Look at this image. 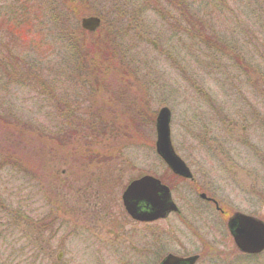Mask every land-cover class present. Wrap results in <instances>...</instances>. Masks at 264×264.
Instances as JSON below:
<instances>
[{
	"label": "rangeland",
	"instance_id": "1",
	"mask_svg": "<svg viewBox=\"0 0 264 264\" xmlns=\"http://www.w3.org/2000/svg\"><path fill=\"white\" fill-rule=\"evenodd\" d=\"M183 2L216 29L217 50L176 28L172 0H0V21L13 18L19 29L0 28V44L15 51L14 63L0 45V152L19 158L0 192L34 216H56L40 242L52 261L158 264L171 253L198 255L195 264H264V255H242L226 226L234 212L264 221V0H227L216 11L203 0ZM89 16L101 18L94 33L108 45L99 68L79 55L82 38L95 35L80 27ZM235 53L256 73L235 66ZM65 103L87 114L69 128L57 115ZM161 107L193 183L172 178L155 153ZM139 174L169 182L179 213L133 221L121 194ZM197 186L230 214L199 199ZM3 258H11L7 250Z\"/></svg>",
	"mask_w": 264,
	"mask_h": 264
},
{
	"label": "trees",
	"instance_id": "2",
	"mask_svg": "<svg viewBox=\"0 0 264 264\" xmlns=\"http://www.w3.org/2000/svg\"><path fill=\"white\" fill-rule=\"evenodd\" d=\"M203 1L205 2V5L210 6L213 11H216V9L218 10L219 8L225 9L228 7L227 0H203ZM172 2L176 9L175 17L178 16L177 20L180 19L179 21H177L176 28H178V30L181 32L183 31V33L192 32V35L189 36L191 39H197L198 38L197 35H198L199 36L198 40L201 41L203 45L205 44L209 46L211 50L213 49L217 50L216 48H219V47L216 42V39H217L216 31H215L216 29L214 30V29H211L212 28L211 26H206L208 22L207 17L199 16V12L196 10H193V12H190V10H192L193 4H188V6H185L183 0H172ZM196 9H199V6H197ZM9 11H10L9 13H11V16L13 17L15 14V11H13L12 6ZM28 11H29L28 8H26L25 13ZM166 17L170 21L169 18H173V14L171 13L169 16H166ZM7 22L9 23L8 25L5 24L1 20L0 28L4 27V24H5L4 30L8 31V28L10 25L9 30H11L12 34L19 32L18 23H16L13 18L8 20V17H7ZM22 24L24 25V29H26L27 27H30L31 22L29 19H27V17H25V19L22 21ZM260 27H262L264 30V25L260 24ZM92 34L93 35L95 34V35L91 36L92 38H90L88 41L82 38V43L78 44L80 46V50H81L80 52H82L79 55L85 67H87L88 64L91 63V58H92V60L94 61V64L97 66V68H99L103 65V62H104L100 60L104 56V51L106 52V54H108L107 52L108 45L105 42L106 40H102L101 33L97 34L99 35L101 39H99V37L96 36V33H92ZM251 40L253 39L251 38ZM0 45L2 47V52L4 49H6V51L10 54V60L15 63V59H14L15 51L12 52L10 49L6 48L2 44ZM234 50H236V48H234ZM235 54L238 60L235 66H237L238 68L244 67L247 74L256 73L253 70L251 71L252 67L250 66L251 65L250 62L244 65L241 61V57L238 56L237 53ZM235 54H233V56ZM83 59H85L86 61H83ZM1 64L7 66L8 62L6 63L3 61L1 62ZM89 70H91V68ZM29 77L30 76L28 75V78ZM260 77L264 79L263 76H260ZM30 79H33V75L31 78L28 79V81ZM34 79L35 81L37 80V83L42 82L39 76L37 75L36 71H35ZM42 87L43 85H40L39 89L41 88L42 90ZM74 105L75 104L65 103L63 104V106L59 107L57 110L58 119L64 120L63 122H65L66 124L64 123L63 125L67 126L68 128L71 125L70 120L72 119L76 120L75 118H79L76 116V114L79 115L80 118L84 117V115H87L85 111L78 109L77 107L73 108ZM137 114L140 115L141 117H145L146 119L147 113L145 111L143 112L139 111V113ZM140 116H138L139 119H140ZM11 117H14V116L12 115ZM99 119L104 120L105 123L107 122V120L104 118H99ZM116 119L118 121L120 120V117L119 118L116 117L114 118V120L113 118H111V121H114V123H116L115 122ZM134 121L138 122L139 120H134ZM57 138L61 139L62 134L60 137H57ZM16 159H19V158H13L12 156L6 153L0 152V178H2L3 172L6 173L3 175V177L5 175L8 176L9 173L7 171L9 170L15 173V169L18 166V164L15 163L14 161ZM12 166H14V169L12 168ZM91 193L95 194L96 196L102 197V193H96V192H91ZM18 198L20 199L24 197L19 196ZM12 199H13L12 195L5 194L4 192L3 193L0 192V264H61L60 261L56 259L52 261L50 259V255L52 254L51 248L48 247L47 245L40 243L43 238L42 234L44 232V229H48V230L51 229V226L54 223L56 216H52V215L47 216L45 214L41 215L38 212H37V215L34 216L32 214L33 211L32 212H29L31 210H29L28 212L26 211V206L22 204L23 203L22 201L15 202ZM23 201H26V200L24 199ZM56 231H57V228H55V230L52 233L50 232L48 235L52 237L51 235L55 234ZM14 236H17V239H16L17 243L9 242L7 244L5 241L6 237L12 238ZM47 240L49 241V239ZM18 241H20V243H18ZM6 250L10 253V256H11V258L8 261L7 259L5 260V258H3ZM254 258H257V259L260 258V255H256L254 256Z\"/></svg>",
	"mask_w": 264,
	"mask_h": 264
},
{
	"label": "water",
	"instance_id": "3",
	"mask_svg": "<svg viewBox=\"0 0 264 264\" xmlns=\"http://www.w3.org/2000/svg\"><path fill=\"white\" fill-rule=\"evenodd\" d=\"M99 25L96 17H87L81 20L84 29L93 31ZM170 112L166 107L159 109L155 119V151L167 166L176 174L190 177L191 174L184 162L176 155L170 141L169 133ZM159 192L162 193L159 195ZM204 198L205 194L202 193ZM122 203L127 213L137 220H151L163 217L176 207L169 199L168 189L159 181L150 176H143L128 184L122 193ZM145 201L151 204L152 212H138L137 203ZM228 228L236 247L249 254L259 253L264 249V222L249 215L234 213L228 221ZM197 255L181 258L174 255L166 256L160 264H193Z\"/></svg>",
	"mask_w": 264,
	"mask_h": 264
},
{
	"label": "flooded vegetation",
	"instance_id": "4",
	"mask_svg": "<svg viewBox=\"0 0 264 264\" xmlns=\"http://www.w3.org/2000/svg\"><path fill=\"white\" fill-rule=\"evenodd\" d=\"M182 180L183 181H186V182H189V183L190 182L193 183L194 182V176H192V177H190L188 179L183 178ZM196 190L197 191L194 190L193 192H197L198 193V197H199V194L202 191H199L200 189L198 188V186L196 187ZM199 199L203 200L207 205H209V207H214V210L217 211L219 213V215H221V216H224L225 215L226 216L228 214L219 205L218 201L215 198H213L212 196H209V199H205V198H201V197H199ZM146 208H148V207H147V205L144 204L143 208H141V209L145 210Z\"/></svg>",
	"mask_w": 264,
	"mask_h": 264
}]
</instances>
